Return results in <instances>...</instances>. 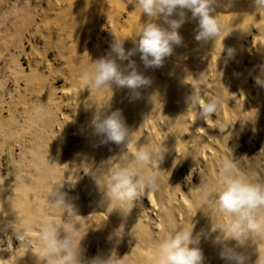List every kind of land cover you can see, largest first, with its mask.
<instances>
[{
	"label": "bare ground",
	"instance_id": "6f19581e",
	"mask_svg": "<svg viewBox=\"0 0 264 264\" xmlns=\"http://www.w3.org/2000/svg\"><path fill=\"white\" fill-rule=\"evenodd\" d=\"M119 1L0 0V228L13 222L14 230H18L29 219L50 214L42 203L44 194L61 185L77 214L73 227L77 242L82 239L83 257L91 245L102 249L103 237L123 224V240L115 249L111 242V253L124 264H157L154 242L175 222L194 226L193 235L200 234L203 264H229L220 257L222 245L215 242L220 231L212 230L217 224L204 213L211 210L201 208L196 191L190 199L184 194L177 198V192L181 191L179 179L187 156L192 159L208 151L218 152L221 135L234 139L237 118L225 111L216 127L205 122L210 131L206 132L200 124L199 108L188 109L186 98L193 89H199L203 99V94L211 91L215 71H232L236 75L228 79L233 83L229 86L239 88L240 108L259 119L264 131V87L257 98L245 95L253 59L241 68L247 55L242 40L255 14L264 17V11L256 10L253 0H230L226 4L216 0L212 15L225 30L215 41L204 43L195 39L198 20L185 10L186 21L178 29L183 43L173 47L162 67L145 68L139 54L130 58L138 72L151 81L138 90L139 98H133L127 88L113 85L98 91L81 81L82 71L107 55L114 38L129 50L145 23L164 25L161 18L150 19L135 6L130 28L120 29L115 17L120 11ZM58 33L59 44L53 37ZM229 48L234 49L231 58L227 56ZM65 67L63 83L68 81L69 94L63 92L65 85H58ZM108 104L106 114L120 110L134 131L127 149L112 142L101 143V137L94 134L91 119L95 108ZM161 146L169 151L160 169L155 170L161 180L160 190H142L147 203L134 201L126 217L107 206L100 192L103 180L96 184L90 175L99 169L106 177L140 148ZM216 177L212 172L206 180ZM28 187L35 191H26ZM57 218L64 223L62 215ZM12 232L11 228L0 231V264H44L38 231L33 229L25 240H18ZM137 232L142 234L139 238ZM227 243L244 255L246 264H264V237L249 238L243 246L232 240Z\"/></svg>",
	"mask_w": 264,
	"mask_h": 264
},
{
	"label": "clouds",
	"instance_id": "9594fccd",
	"mask_svg": "<svg viewBox=\"0 0 264 264\" xmlns=\"http://www.w3.org/2000/svg\"><path fill=\"white\" fill-rule=\"evenodd\" d=\"M216 0H134L142 14L150 19L161 18L164 25L155 22L145 23L133 40L134 47L125 50L124 42L113 39L106 56L95 60L90 67L81 73V81L88 88L103 90L106 86L130 90L133 98H139V89L149 86L151 81L137 70L135 61L130 58L139 54L145 68H160L166 57L172 55L173 47L180 46L183 38L178 29L186 21V12L198 20L195 39L207 43L215 41L224 31L219 23L213 5ZM256 10L264 11V0H253ZM177 18H172L173 16ZM234 49H227V56H233ZM127 61V64L124 62ZM256 83L264 87V69L256 77ZM189 108H199L198 117L205 122L212 118L220 107V99L213 97L202 101L199 89H193L187 96ZM110 104L96 107L91 125L94 134L101 137V143L112 142L123 145L125 149L133 140V132L125 122L120 110L106 114ZM169 149L142 147L132 158L123 160L120 166L114 168L106 177L99 169L90 176L97 184L103 180V202L119 210L127 216L133 202L142 198L141 191L158 192L161 187L159 174L160 164ZM56 185L44 194L42 203L49 209L50 214L29 219L22 228L14 230L13 222H7L0 228L6 231L11 228L12 234L18 240L31 236L33 229L39 233V243L42 247L44 264H124L119 256H97L91 260L83 259L82 239L73 225L77 216L74 205L70 203L67 194ZM28 192L35 189L28 187ZM195 198L201 208L207 207L210 213L204 212L217 224L220 235L215 242L222 245L220 257L229 264H246V258L230 247L228 241L243 246L251 238L264 237V183L254 182L249 176L236 173L235 164L229 159L219 163L218 175L214 181L204 180L197 187ZM112 210V211H113ZM66 214V216H65ZM62 215L64 223L57 217ZM166 235L154 242V253L157 264H203V254L198 247L200 234L193 235V227L178 226L172 222ZM63 234V235H62ZM124 235V225L121 224L108 240L118 246ZM137 238L142 234L137 232ZM149 239L151 234L147 233ZM39 260V259H38ZM40 261V260H39Z\"/></svg>",
	"mask_w": 264,
	"mask_h": 264
},
{
	"label": "rangeland",
	"instance_id": "374dc122",
	"mask_svg": "<svg viewBox=\"0 0 264 264\" xmlns=\"http://www.w3.org/2000/svg\"><path fill=\"white\" fill-rule=\"evenodd\" d=\"M229 2L230 0H223V3L225 4ZM119 4L120 11L115 14L118 21V27L120 26V29H122L121 27H124L123 30H128L127 28H130V23L133 20V12L135 10L134 0H120ZM51 22L55 23L56 21L53 19ZM102 34V36L106 37L104 31ZM59 35V33L53 35V37L57 39L55 40L57 44H59L58 42L61 38ZM242 45H244V50L247 55L244 56L241 61V68H245L249 58L253 59V66L252 69H250L251 72L246 82L247 91L244 94H247L249 98L254 99L257 98V95L262 88L256 83V77L259 76L262 69H264V17H261L259 13L255 14L254 21L250 22L246 38L242 40ZM54 50L55 49H52L50 51V58H52L51 56ZM223 54H226L225 51ZM221 56L222 55H219L217 58L221 60ZM224 63H226L225 67H227V61H224ZM67 69L68 67H65L64 74H59L58 85H65L66 90L63 91V88H60V90L69 94L70 90L68 89V81H66L67 84L63 83L64 77L66 78L65 71H67ZM221 72L222 71L219 69L215 71L216 76L214 77V81H211L210 84L212 86L211 91L203 94L202 100L205 102L213 97H217L221 101L219 110L206 122L216 127L217 124L223 120V113L225 111L229 115L236 117L237 123L234 130V139L231 136L221 135L217 144L219 149L218 152L210 154L208 151L205 154H201L197 158L192 159L187 156L186 160H184L183 170L179 179L181 191L177 192V198H180L181 195L184 194L190 199L201 182L210 177L212 172L213 175H218L219 163L222 159L231 160L236 166L237 174H244L249 176L254 182L264 183V131L261 128L262 126H259L260 120H256L255 116L251 117L246 115L245 110L240 108V97L238 94L239 88L235 85L230 87L229 84L233 83L228 81V79H235L236 74L232 73V71H229V73ZM62 93L60 95H62ZM200 124L206 132L209 131V127L205 124L203 119H201ZM141 196V203H147V194L143 196L142 193ZM216 227L217 226H215L213 230H215ZM219 231L220 230L217 229L215 232L218 233ZM209 235H211V233H209ZM107 238L108 237H103L104 241L102 249L100 248L97 250L95 245H91L83 259L91 260L97 257L98 254L100 256H107L109 254L111 256H117L116 254L111 253L109 249L111 241Z\"/></svg>",
	"mask_w": 264,
	"mask_h": 264
}]
</instances>
